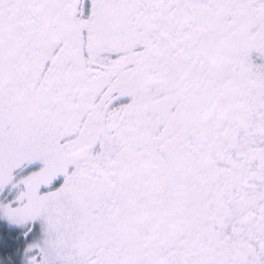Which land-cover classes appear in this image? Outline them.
<instances>
[{
  "label": "snow or ice",
  "instance_id": "obj_1",
  "mask_svg": "<svg viewBox=\"0 0 264 264\" xmlns=\"http://www.w3.org/2000/svg\"><path fill=\"white\" fill-rule=\"evenodd\" d=\"M0 264H264V0H0Z\"/></svg>",
  "mask_w": 264,
  "mask_h": 264
}]
</instances>
